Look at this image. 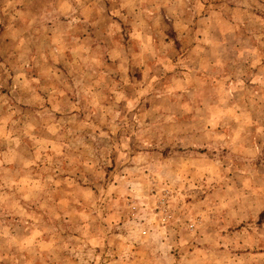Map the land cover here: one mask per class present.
<instances>
[{
	"label": "rangeland",
	"instance_id": "1",
	"mask_svg": "<svg viewBox=\"0 0 264 264\" xmlns=\"http://www.w3.org/2000/svg\"><path fill=\"white\" fill-rule=\"evenodd\" d=\"M172 1L0 0V264H264V0Z\"/></svg>",
	"mask_w": 264,
	"mask_h": 264
},
{
	"label": "crops",
	"instance_id": "2",
	"mask_svg": "<svg viewBox=\"0 0 264 264\" xmlns=\"http://www.w3.org/2000/svg\"><path fill=\"white\" fill-rule=\"evenodd\" d=\"M193 3L191 2L190 0H173L172 2H170V4L166 3L165 6L167 7V12H162V20L165 19L167 20L168 22H171V23H175L176 22H180V23H185V22H188L189 21V8H190V4ZM198 3H199V0H197L194 4H191V6H198ZM179 6L180 8V16L179 15H173L170 13L171 9H177L176 7ZM160 14H158V12H156L154 14L155 17H158ZM160 17H158L159 19ZM198 21H199V18H198ZM173 27L176 28V26H174V24H172ZM183 25H181L180 28L177 27L176 30H179L181 31V33L183 32ZM219 32H222L219 30ZM196 54H198V49L195 51ZM154 55L157 57V58H153L155 59L156 61L155 62H152L154 63L156 66L158 65V63H161L165 69H167L168 71H177V73H181V75H174L173 77L170 75L168 76V81L171 83L175 82L176 85H172L174 87H170V91L168 92L170 95L173 96H176L178 94H176L177 92L175 90H173V88H175L176 86H178L180 84L179 87H187L188 85H190V82H189V73H188V69H190V66H189V63H186L188 61L187 58V55H184L182 52L180 53L179 56H177L175 58V56L173 55L172 58H169L167 57L166 58V61L164 62L162 58H160L158 56V52L157 51H154ZM158 59H162V61H159ZM196 60H199L196 58ZM199 63L201 62V60L198 61ZM138 64V62H137ZM155 66V67H156ZM170 83V84H171ZM169 84V85H170ZM182 98H184V96H182ZM82 215V217H84L85 213H86V209L84 208L82 210V212H80ZM164 241V240H163ZM162 240H160V244H166L167 242V239H165V241L163 242ZM180 243L182 244L184 242V240L182 238L179 239ZM167 264L170 263V264H204V262H200L201 259H198L197 256H194V257H189L187 256L186 254H181L179 255L178 257H174L172 258L171 256H167ZM85 258L82 259L83 262H87V260H84ZM81 259L78 260V262L76 260H74V263H77V264H80L81 262Z\"/></svg>",
	"mask_w": 264,
	"mask_h": 264
}]
</instances>
